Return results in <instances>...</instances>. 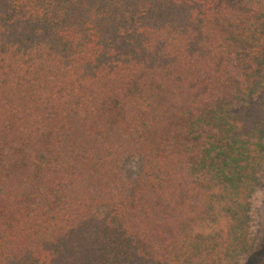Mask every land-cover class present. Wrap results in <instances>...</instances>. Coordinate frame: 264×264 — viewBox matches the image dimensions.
Segmentation results:
<instances>
[{"label": "trees", "instance_id": "trees-1", "mask_svg": "<svg viewBox=\"0 0 264 264\" xmlns=\"http://www.w3.org/2000/svg\"><path fill=\"white\" fill-rule=\"evenodd\" d=\"M263 138L264 0H0V264H237Z\"/></svg>", "mask_w": 264, "mask_h": 264}, {"label": "rangeland", "instance_id": "rangeland-1", "mask_svg": "<svg viewBox=\"0 0 264 264\" xmlns=\"http://www.w3.org/2000/svg\"><path fill=\"white\" fill-rule=\"evenodd\" d=\"M139 172L140 162L137 159L126 162L123 170L125 178L132 180ZM258 176L259 183L254 187L249 200V231L252 243L247 251L242 254L237 264H264V158Z\"/></svg>", "mask_w": 264, "mask_h": 264}]
</instances>
